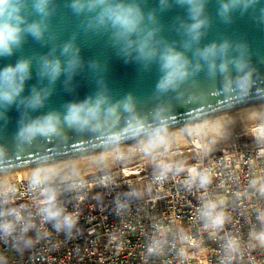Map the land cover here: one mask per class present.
<instances>
[{
	"label": "water",
	"instance_id": "obj_1",
	"mask_svg": "<svg viewBox=\"0 0 264 264\" xmlns=\"http://www.w3.org/2000/svg\"><path fill=\"white\" fill-rule=\"evenodd\" d=\"M82 2L93 6L77 12L74 0H50L42 18L32 0H14L26 24L41 22L44 31L40 39L25 31L10 54L0 55V73L29 64L23 91L12 102L0 100V175L111 151L264 103V0H205L198 39L189 31L196 21L188 6L177 0ZM222 4L229 7L224 15ZM127 9L134 10L132 31L109 14ZM212 45L217 54L203 57ZM169 49L187 61L186 75L160 87ZM47 60L60 62L58 76L45 70ZM36 93L42 102L34 107ZM73 105L82 108L81 122L67 121ZM48 117L55 131L35 130Z\"/></svg>",
	"mask_w": 264,
	"mask_h": 264
},
{
	"label": "built area",
	"instance_id": "obj_2",
	"mask_svg": "<svg viewBox=\"0 0 264 264\" xmlns=\"http://www.w3.org/2000/svg\"><path fill=\"white\" fill-rule=\"evenodd\" d=\"M201 142L189 164L0 186V264H264V145Z\"/></svg>",
	"mask_w": 264,
	"mask_h": 264
},
{
	"label": "clouds",
	"instance_id": "obj_3",
	"mask_svg": "<svg viewBox=\"0 0 264 264\" xmlns=\"http://www.w3.org/2000/svg\"><path fill=\"white\" fill-rule=\"evenodd\" d=\"M35 11L42 17H47L48 5L50 0H32ZM102 2V0H99ZM178 3L188 6L190 16L196 21L191 25L189 31L194 34L193 38H197L200 35L199 29H201L206 21L198 19L204 10L205 0H177ZM239 3V0H233V5ZM93 5H85L82 0H74L73 8L77 12L83 11L85 7H91ZM229 11L228 5L221 7V15H224ZM114 23L122 25L127 30L132 31L135 25L134 10L127 9L121 12H109ZM27 32L36 39H40L43 35L44 26L41 22H33L26 24L23 16L20 15V7L16 6L14 0H0V55L10 54L13 47L18 45L22 39V33ZM227 46H222L219 51L223 52ZM72 48V45H66L64 52L67 53ZM217 46L212 45L200 54L208 58L217 54ZM164 68L168 70V74L160 87H167L177 79H183L186 75L185 66L187 61L182 57L180 53L169 49L167 54L163 57ZM71 65L76 64V60L70 61ZM226 65H221L224 69ZM45 70L49 75L56 77L61 72V64L58 60H47L44 63ZM29 71V64L26 61L20 62L15 67H8L2 73H0V100L12 102L21 91H23V81L27 78ZM32 106H37L42 102L40 93H36L30 99ZM82 108L79 106H71L67 115V121L69 123H78L82 121L80 115ZM34 128L30 127L28 131H33ZM35 130L40 132H52L55 131L52 118L48 117L45 119L43 124L35 126Z\"/></svg>",
	"mask_w": 264,
	"mask_h": 264
},
{
	"label": "bare ground",
	"instance_id": "obj_4",
	"mask_svg": "<svg viewBox=\"0 0 264 264\" xmlns=\"http://www.w3.org/2000/svg\"><path fill=\"white\" fill-rule=\"evenodd\" d=\"M257 118L264 119V108L261 109L260 107L259 110H246L245 112L236 111L224 116L186 126L185 128H183V130L181 129L169 131L167 133L145 139L134 144L125 145L111 151L99 153L98 155L86 156L83 158L74 159L54 165L30 168L8 173L5 175H0V186L13 181L26 179L46 178L61 180L66 177L78 176L90 169L97 168H89L90 166H113L120 164L119 162L123 160L126 162L125 166H128L130 162H138L137 160L147 161L148 159H150L151 156L149 155L153 150H159L166 147H173L175 149H178L180 147L187 146L189 144V134H193L194 132L202 136L200 147L204 148L208 144L209 136L218 135L220 136V138H226V133L229 130L235 129V127L239 125H242L245 128L246 124L249 125L253 120ZM133 170V173H131L127 169L125 170V172L129 175L139 174L138 168H134ZM190 171L192 174L195 173L194 168H191Z\"/></svg>",
	"mask_w": 264,
	"mask_h": 264
},
{
	"label": "rangeland",
	"instance_id": "obj_5",
	"mask_svg": "<svg viewBox=\"0 0 264 264\" xmlns=\"http://www.w3.org/2000/svg\"><path fill=\"white\" fill-rule=\"evenodd\" d=\"M263 104L256 105V107L252 106V107L244 108V109H241L242 111L241 110H238V111L245 112L246 110H249V111L259 110L260 107L261 109L264 108ZM258 123H261V124H258ZM227 133H226V136H227L226 138H222V137L220 138V136L218 135L209 136L208 138L209 143L207 144L208 146L204 149L205 152L208 153L209 151L210 153H212L213 151L212 146L215 142L218 143V146H221L223 143L230 141L231 139H238L239 141L246 142V143L256 142V143L264 145V139H263L264 138V119L257 118L253 120L249 125L246 124L245 128L242 125H239V126H236L235 129L229 130ZM185 147H180L179 150H175L172 147L171 148L166 147L167 149L162 148L159 150H153L151 154L149 155L151 156L150 159H148L147 161L137 160L138 162L136 163H142L143 166L147 169V171L157 170L163 166H168L173 162H176V163L181 162L182 164H189L191 161L195 160L196 156L190 153L188 150H186ZM178 151H181V153H179ZM96 167L98 168V166H93V167L90 166L89 168H96ZM112 167L113 166H105V167H102L101 169L112 168ZM75 174H79V173H75Z\"/></svg>",
	"mask_w": 264,
	"mask_h": 264
}]
</instances>
